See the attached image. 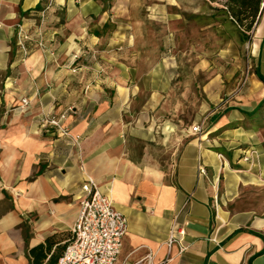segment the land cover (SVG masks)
Masks as SVG:
<instances>
[{
	"label": "crops",
	"instance_id": "obj_1",
	"mask_svg": "<svg viewBox=\"0 0 264 264\" xmlns=\"http://www.w3.org/2000/svg\"><path fill=\"white\" fill-rule=\"evenodd\" d=\"M43 2L0 0V264H30L29 247L53 234L70 238L87 177L127 219L114 264H147V258L151 264H264V217L234 220L214 199V151L181 136L179 150L165 164L150 157L153 134L145 131L154 130L149 112L158 106L155 90L148 92L146 113L140 110L143 120L130 119L142 90L107 63L104 73L93 72L94 84L79 99L77 72L69 69L79 51L77 10L65 30L58 24L46 33L42 26L41 48L34 17ZM67 3L50 1L46 14H59ZM19 25L29 35L24 56L17 45ZM263 41L264 32L260 46ZM50 118L59 119L67 134L44 123ZM136 119L141 125L131 123ZM177 214L185 249L179 252L175 243L168 253Z\"/></svg>",
	"mask_w": 264,
	"mask_h": 264
},
{
	"label": "rangeland",
	"instance_id": "obj_2",
	"mask_svg": "<svg viewBox=\"0 0 264 264\" xmlns=\"http://www.w3.org/2000/svg\"><path fill=\"white\" fill-rule=\"evenodd\" d=\"M45 1L34 17L37 41L43 25L46 33L58 24L65 30L77 10L79 51L69 69L77 72L80 100L94 84L93 72L104 73L107 63L142 90L130 119H141L148 92L155 90L158 106L149 112L154 130L146 128V117L142 122L145 134H153L150 157L165 164L179 150V137L197 139L219 161L211 177L224 214L264 217V106L253 119L241 112L264 96L256 75L261 65L264 70V8L247 31L231 21L227 0H67L50 16L54 0ZM52 34L54 41L59 33ZM137 119L131 123L141 125ZM194 124L201 133L190 132Z\"/></svg>",
	"mask_w": 264,
	"mask_h": 264
},
{
	"label": "built area",
	"instance_id": "obj_3",
	"mask_svg": "<svg viewBox=\"0 0 264 264\" xmlns=\"http://www.w3.org/2000/svg\"><path fill=\"white\" fill-rule=\"evenodd\" d=\"M17 30V45L23 55L27 50L25 41L29 38L28 34L19 25ZM39 47L44 44L41 38L37 41ZM27 104V100L22 99V106ZM58 128L62 133L67 134V129L60 125L59 119L50 118L44 120ZM193 134L202 132L200 124L191 127ZM78 141V136L74 139ZM200 173L204 174L203 167H199ZM82 196L78 202V212L76 219L71 227V236L62 254L53 264H114L122 247L123 236L127 230L126 217L113 206L109 195L100 190L96 182L91 177H87L82 185ZM169 230L167 239L168 253L172 246L177 243L179 252L185 249L181 243L185 234L184 227H177L176 219ZM147 264H151L147 258ZM141 260L133 264H141Z\"/></svg>",
	"mask_w": 264,
	"mask_h": 264
},
{
	"label": "trees",
	"instance_id": "obj_4",
	"mask_svg": "<svg viewBox=\"0 0 264 264\" xmlns=\"http://www.w3.org/2000/svg\"><path fill=\"white\" fill-rule=\"evenodd\" d=\"M40 7L37 4L36 8ZM264 8V0H227L225 3V11L229 15L231 21L237 24L240 28L249 31L257 16ZM258 79L264 83V76L256 74ZM264 106V96L258 103L249 111H241L249 118H254L255 115ZM264 239V236L261 235ZM57 239L56 235L47 236L43 242L27 249V254L30 259V264H53L62 254L67 242Z\"/></svg>",
	"mask_w": 264,
	"mask_h": 264
}]
</instances>
